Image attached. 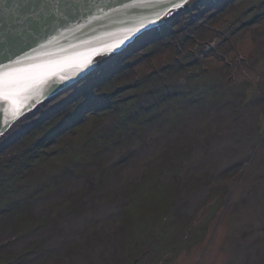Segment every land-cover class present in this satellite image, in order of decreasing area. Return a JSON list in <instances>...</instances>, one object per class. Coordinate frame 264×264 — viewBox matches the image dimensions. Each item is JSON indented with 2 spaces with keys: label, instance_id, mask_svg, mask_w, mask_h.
Returning <instances> with one entry per match:
<instances>
[{
  "label": "rangeland",
  "instance_id": "rangeland-1",
  "mask_svg": "<svg viewBox=\"0 0 264 264\" xmlns=\"http://www.w3.org/2000/svg\"><path fill=\"white\" fill-rule=\"evenodd\" d=\"M196 3L0 141V264H264V0Z\"/></svg>",
  "mask_w": 264,
  "mask_h": 264
},
{
  "label": "water",
  "instance_id": "water-1",
  "mask_svg": "<svg viewBox=\"0 0 264 264\" xmlns=\"http://www.w3.org/2000/svg\"><path fill=\"white\" fill-rule=\"evenodd\" d=\"M14 2L6 0L0 6V77L11 72L39 93L33 99L45 102L95 73L105 53H123L142 34L167 22L166 18L151 24L161 6L139 0H19L16 13L5 15ZM92 60L95 64L88 72L71 79ZM61 75L69 78L67 83ZM41 104L29 109L5 135ZM9 119L5 113L4 122Z\"/></svg>",
  "mask_w": 264,
  "mask_h": 264
},
{
  "label": "snow or ice",
  "instance_id": "snow-or-ice-1",
  "mask_svg": "<svg viewBox=\"0 0 264 264\" xmlns=\"http://www.w3.org/2000/svg\"><path fill=\"white\" fill-rule=\"evenodd\" d=\"M141 3H152L161 6L160 10L156 13L157 19L151 21V24L159 23L161 20L174 15L177 11L187 6L191 0H139ZM6 0H0V6L4 5ZM19 0H16L9 8L4 10V14L9 12L15 14ZM115 51V49L113 50ZM112 53H105L104 55H111ZM95 64V60L89 61L80 71L76 73L71 79L75 80L84 73L88 72ZM60 80L67 83L69 78L65 75L60 76ZM32 92L30 84H21L17 81L11 72L4 74L0 77V136H4L6 131L10 129L21 117L33 106H37L44 101L38 97V92H32V95H26ZM5 113L10 114L11 119L6 123L3 120Z\"/></svg>",
  "mask_w": 264,
  "mask_h": 264
},
{
  "label": "bare ground",
  "instance_id": "bare-ground-1",
  "mask_svg": "<svg viewBox=\"0 0 264 264\" xmlns=\"http://www.w3.org/2000/svg\"><path fill=\"white\" fill-rule=\"evenodd\" d=\"M196 1L197 0H194V1H192V2H190L187 6H185V7H183L182 9H188L189 11L190 10H193L194 8H195V6H196ZM181 9V10H182ZM181 10H179V11H181ZM179 11H177L175 14H177ZM168 19V18H167ZM149 33V32H148ZM148 33H145V34H148ZM144 34H142L140 37H138L136 40H135V42L139 39V38H141L142 36H143ZM108 59H110V55H105V56H102V57H100V59H99V63H100V61L101 62H105L106 60H108ZM51 100V99H50ZM49 101V100H48ZM47 102V101H46ZM44 103H45V101H44ZM224 132H226V131H224ZM226 133H228V132H226ZM228 136V135H227ZM4 137H2V139H3ZM2 139H0V141L2 140ZM255 151H256V149L254 148L252 151H249V154L248 155H253V156H255L256 155V153H255ZM227 161H229L228 159L227 160H225L222 164H223V166L224 167H228L229 166V162H227ZM260 163H264V154H261L260 155V157L258 158V164H260ZM256 179H258V178H256ZM80 223H81V221H80ZM84 222H82V224H83Z\"/></svg>",
  "mask_w": 264,
  "mask_h": 264
}]
</instances>
